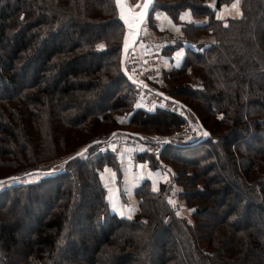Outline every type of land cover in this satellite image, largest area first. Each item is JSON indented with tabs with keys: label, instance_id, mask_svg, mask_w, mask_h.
Returning a JSON list of instances; mask_svg holds the SVG:
<instances>
[{
	"label": "trees",
	"instance_id": "16d2710c",
	"mask_svg": "<svg viewBox=\"0 0 264 264\" xmlns=\"http://www.w3.org/2000/svg\"><path fill=\"white\" fill-rule=\"evenodd\" d=\"M231 1L149 9L145 22L159 8L181 25L164 53L182 54L165 75L184 118L138 106L116 0H0V264H264V0L218 19ZM187 121L209 138L151 137ZM113 137L138 140L130 150L150 169L130 216L108 201L120 149L98 147ZM160 160L175 170L170 185L156 178Z\"/></svg>",
	"mask_w": 264,
	"mask_h": 264
},
{
	"label": "crops",
	"instance_id": "0c3cea01",
	"mask_svg": "<svg viewBox=\"0 0 264 264\" xmlns=\"http://www.w3.org/2000/svg\"><path fill=\"white\" fill-rule=\"evenodd\" d=\"M207 2L209 4H213L214 2H216V0H210V1L208 0ZM233 3H236L237 7H232ZM241 3H242V0H234L232 1V3L223 4L220 10L218 11V16L222 17V19L240 17L242 14ZM184 18L187 20H190L192 18V15L190 14L189 11L185 12ZM193 20L195 23L207 22L206 17L193 18ZM172 25H176V24L163 11L160 10V13L159 11L154 12L153 26H152L154 28H147L146 34H145V31H143V29L140 31V33H142L143 31L141 38H146L147 44L143 46L142 42L137 41L136 43L132 45L130 50L133 49V51H135L134 54H136V52L142 53L147 50H153L159 54V61L161 62V65L165 67L166 70L170 69L182 57V54L180 52L173 53L172 55H168L164 53V48H166L167 45L174 44V41L176 40V39L173 40L174 36L183 35V32L180 29L181 25L179 24L176 25L178 26L177 31L174 30ZM152 30H155V31L153 32ZM140 33L136 32L137 36ZM213 40L214 38L212 37V35L208 34V35H202L198 41L200 43H205L206 45H208ZM153 42L157 43L154 46V48H152L153 46H150L151 43ZM147 106H150V105H147ZM130 147H133V146H130ZM121 148L124 150L123 151H121V149L119 151L117 150L118 158L121 164V174H122L121 179L120 181H117L115 170L113 168H108L105 171L104 182L108 188V199L111 201L110 203L111 209L114 210L116 213L123 212L124 213L123 216H128V215L134 214L137 209L138 200L135 196V193L138 190V188L141 186L143 179H145L149 175L150 169L148 168L146 163L137 162L134 159V155L132 151L131 150L129 151L128 149H126L125 145ZM126 151H129V152L126 153ZM106 177H108V179L113 177V180H114L113 183H109V182L107 183ZM116 193L123 194V196H125L124 199L127 202L133 201V203H130L131 205H129L130 212L128 210L127 211L125 210V212L118 210V205L117 204L115 205ZM113 205H115L116 207L113 208ZM120 206L121 204L119 203V207Z\"/></svg>",
	"mask_w": 264,
	"mask_h": 264
},
{
	"label": "rangeland",
	"instance_id": "374dc122",
	"mask_svg": "<svg viewBox=\"0 0 264 264\" xmlns=\"http://www.w3.org/2000/svg\"><path fill=\"white\" fill-rule=\"evenodd\" d=\"M208 1V0H207ZM210 1V0H209ZM232 1H234V0H232ZM232 1L230 2V3H232ZM125 3H126V6H128V7H132V8H136V5L137 4H141L142 5V0H125ZM208 3V2H207ZM209 4V3H208ZM214 4H215V2L213 3V4H210L211 6H214ZM137 10H139V9H137ZM220 9H217V11H216V14H217V17H218V11H219ZM159 11V13H160V9L159 8H157L156 9V11L155 12H158ZM152 14V16H150V18H148L147 19V21L145 22V24H144V26L142 27V29H143V31H145V34H146V31H147V28H154V27H152L153 26V13H151ZM150 14V15H151ZM199 18V17H198ZM206 20H208V18L206 17ZM223 20H225V19H223ZM172 27L174 28V30H178V26H176V25H172ZM181 29V28H180ZM143 31H142V33H140V36H139V38H137L136 39V37H137V34H135V35H133V34H130L129 32H128V36H129V40H128V43L129 44H134V43H136L137 41H139V42H142V45L143 46H145L147 43V40H146V38H141V36H142V34H143ZM153 32L155 31V30H152ZM176 33H178V32H176ZM179 35V34H178ZM180 36H174L173 37V40H175V39H178ZM212 37H213V35H212ZM157 43L156 42H153V43H151V45L150 46H153L152 48H154V46L156 45ZM141 45V46H142ZM149 45V44H148ZM142 46V47H143ZM134 52L135 51H133V49H131V50H129L128 51V53H127V56H126V58H127V63H129V57L130 56H133V55H137V57H141V55H143V53H145V52H142V53H139V52H136V54H134ZM139 59H142V58H139ZM157 68L160 70V74H159V77H158V79H155V80H150L149 82H150V85H149V88L151 89V92H155V93H158V94H160V95H162V96H165V97H171V98H174V99H176V100H178V98H176V97H174V96H172V95H170V93H169V91L173 88V87H177V84H176V82H173L172 80H171V78H169V79H167L166 78V75H165V71H166V68L165 67H163L162 65H161V62L160 61H158V64H157ZM194 79H195V77L194 78H192L190 81L192 82V83H194ZM140 94H139V91L137 92V94H136V101H139L140 100V102L139 103H141V104H139L138 106L139 107H142L143 105H150L151 106V108H154V109H156V108H158V107H160L159 106V104L157 103V102H153V103H146V102H144L145 100L141 97V96H139ZM152 97V96H151ZM139 98H142V99H139ZM152 98H154V99H158L157 97H155L154 95H153V97ZM142 101V102H141ZM168 101V100H167ZM137 104V103H136ZM144 107V106H143ZM182 114L184 115V118L185 117H187L186 116V113H185V111H184V109L182 110ZM124 119V118H123ZM125 121L127 120V118L126 119H124ZM191 121H187L184 125H182V127L180 128V129H178V130H173V131H171V132H169V133H162V134H159L155 129H153V130H150V132H152L153 134H152V138L154 139V140H161V139H170V138H172V137H174V138H176V140L177 139H182V138H184L185 136H183V135H181V134H178L179 133V131H181L184 127H185V125L186 124H189ZM132 127H134V128H137L135 125H132ZM200 128V127H199ZM140 129H142V128H140ZM201 129V128H200ZM142 130H144V129H142ZM145 131V130H144ZM201 131L203 132V129H201ZM162 135V136H161ZM203 135H204V132H203ZM179 141V140H178ZM124 146V145H123ZM123 146H121V147H123ZM159 146V145H158ZM157 146V147H158ZM119 148V149H121V151H123L124 149H122V148ZM126 149H128L129 151H130V146L129 145H126ZM157 150H158V148H157ZM129 151H126V153L127 152H129ZM158 157V156H157ZM160 164H161V166H162V168H160L159 170V172L157 173V175H156V178H161L167 185H170L169 183H168V181H170L171 182V184H172V181H171V178L172 177H174L176 174H175V170H173V168H172V166L169 164V163H166V162H164V161H162V160H160ZM33 178V177H32ZM106 181H107V183L109 182V183H113V177H111V178H109L108 179V177H106ZM20 182V180H14V181H10V182H7V183H5L4 185H7V184H17V183H19ZM159 185V184H158ZM111 186V185H110ZM174 194H176V192L174 193ZM124 197L125 196H123V194H119V193H116V202H115V205L117 204L118 205V210L119 211H124L125 212V210L127 211H129L130 212V209H129V205H131L130 203H133V201L132 202H127L125 199H124ZM173 198H175V196L173 197ZM124 199V200H123ZM108 201H109V204L111 203V201L108 199ZM124 201V202H123ZM119 203L121 204V206L119 207ZM179 207H180V210H181V212H182V214H184L187 218H189V219H191V212H190V209L188 208V206H187V204H186V202H185V200L184 199H182V200H180L179 201ZM116 207V206H115ZM110 208H111V204H110ZM112 210V209H111ZM113 212H115L114 210H112ZM116 213V212H115ZM117 215H119V216H123V215H121L120 213H116ZM128 216H130V215H128Z\"/></svg>",
	"mask_w": 264,
	"mask_h": 264
},
{
	"label": "built area",
	"instance_id": "2783aa9c",
	"mask_svg": "<svg viewBox=\"0 0 264 264\" xmlns=\"http://www.w3.org/2000/svg\"><path fill=\"white\" fill-rule=\"evenodd\" d=\"M127 58L125 62L126 73L138 82V85H136L137 90L139 91V96H141L145 100L144 102H157L160 107L166 108L174 113L182 115L183 109L181 105L170 100L167 101V99L163 98L161 95L155 92H151V89L149 88V81L158 79L160 74V70L157 68L159 54L153 50H147L145 51V53H143V55H141V57H137V55L130 56L129 63H127ZM153 95L158 99L152 98ZM178 134L185 136L184 138H182L184 140H194L202 136L203 132L197 125L190 122L189 124H186ZM139 144L140 142L136 139L113 137L108 141L100 144V146L98 147V151H115L123 145L138 146ZM157 148L158 151H161L162 146H158ZM168 183L171 184L170 181H168Z\"/></svg>",
	"mask_w": 264,
	"mask_h": 264
},
{
	"label": "snow or ice",
	"instance_id": "6c2138e0",
	"mask_svg": "<svg viewBox=\"0 0 264 264\" xmlns=\"http://www.w3.org/2000/svg\"><path fill=\"white\" fill-rule=\"evenodd\" d=\"M153 0H142V5L137 4L136 8L126 6L125 0H116V5L120 10V18L124 20L125 25L129 29V33L135 35L137 30L140 28V25L143 23L145 16L147 14L148 8L152 5ZM232 7H237L236 3H233ZM139 9V10H137ZM181 19H184V16L181 15ZM218 19H222V17L218 16ZM129 36H125V49L129 47ZM204 135H209L207 132ZM77 155H81L78 153ZM155 190V189H154ZM169 203H173V201L169 200ZM115 208V205H113ZM124 215L123 212L120 213Z\"/></svg>",
	"mask_w": 264,
	"mask_h": 264
},
{
	"label": "water",
	"instance_id": "95a60500",
	"mask_svg": "<svg viewBox=\"0 0 264 264\" xmlns=\"http://www.w3.org/2000/svg\"><path fill=\"white\" fill-rule=\"evenodd\" d=\"M153 2H154V0H153ZM150 7H151V6H150ZM150 7H149L148 10H147V14H148V12H149ZM147 14H146V16H145V19H144L143 23L145 22V20H146V18H147ZM143 23L140 25V28L137 30L138 33H140V31H141L142 26H143ZM139 36H140V34H138L137 38H139ZM132 45H133V44H130L129 47H128V49H125V48H124L123 51H122V68H123L125 74L128 76V78H129L133 83H135L136 85H138V82H137L135 79L131 78V77L126 73V70H125L126 56H127L128 51H129L130 48L132 47ZM157 94H158V93H157ZM159 95H160V94H159ZM161 96H162V95H161ZM162 97L165 98V99H167V100H170V101H172V102H174V103H177V104H179V105H182V103H181L180 101H178V100H176V99H174V98H171V97H168V96H167V97L162 96ZM203 132H204V133L207 132V133L209 134V132H208L207 130H205V129H203ZM126 133L129 134V135H131V136H135V137L138 136L137 133L132 132V131H126ZM208 138H209V135H203V137L199 140V142H202V141H204V140H207ZM84 150H86V149H84ZM32 173L36 174L37 171H33V172H31V174H32ZM9 179H13V177H10Z\"/></svg>",
	"mask_w": 264,
	"mask_h": 264
}]
</instances>
